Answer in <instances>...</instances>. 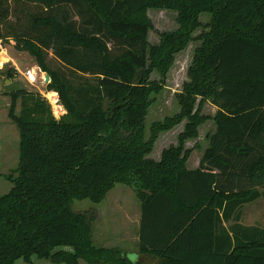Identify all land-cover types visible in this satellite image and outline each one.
Returning a JSON list of instances; mask_svg holds the SVG:
<instances>
[{
    "label": "trees",
    "instance_id": "1",
    "mask_svg": "<svg viewBox=\"0 0 264 264\" xmlns=\"http://www.w3.org/2000/svg\"><path fill=\"white\" fill-rule=\"evenodd\" d=\"M150 9L177 13V29L154 44ZM9 38L50 76L67 114L57 120L40 94L11 92L20 158L0 194V264H33V256L137 264L95 245L99 208L74 207L100 204L118 184L142 202V253L164 264H264V229L224 224L264 188V0H0V41ZM192 41L200 45L180 110L148 135L152 95ZM50 52L70 73L50 65ZM206 101L217 108L216 130L190 170L185 142L210 118L201 113ZM184 120L178 144L150 157L160 134Z\"/></svg>",
    "mask_w": 264,
    "mask_h": 264
},
{
    "label": "rangeland",
    "instance_id": "2",
    "mask_svg": "<svg viewBox=\"0 0 264 264\" xmlns=\"http://www.w3.org/2000/svg\"><path fill=\"white\" fill-rule=\"evenodd\" d=\"M34 10L37 8L34 7ZM39 10V8H38ZM148 15L154 24V30L149 33L150 43L159 42V33L168 32L177 29L178 24L176 21L177 13L171 10H148ZM210 19L208 14L201 16V21L206 24ZM203 31V28L198 29L194 35ZM15 42L9 38L6 41H0V194L6 193L10 190L12 184L8 181L9 175H15L16 169L19 165L20 158V130L16 123L10 117V109L13 104L11 92L6 91V85L16 83L21 86V89L29 92L38 93L43 99H45L52 111L54 118L60 120L67 114L66 109L60 102V98L57 92L49 90L45 75L37 64L36 59L28 52L19 51L15 48ZM200 45L198 41H192L182 52L177 54L175 63L171 67L166 85L159 93L152 95V105L149 109V114L146 121V130L149 135L150 126L157 121L164 120L167 116H173L180 110L177 94L182 91L183 84L189 80V68L193 62L195 49ZM5 57V58H4ZM50 65L62 69L67 74L70 73L68 69L63 66L50 52L49 55ZM12 72L14 78H9L8 74ZM152 79H160L158 72L152 74ZM50 95H55L56 98H52ZM54 100V101H53ZM57 100V102H56ZM21 110V100L16 102L15 111L19 114ZM217 108L210 102L206 101L201 109L203 115L210 118L199 127L198 136L189 139L185 142V148L192 149L190 165L195 162L203 153V151L209 146V135L215 132L216 123L214 117L216 115ZM187 120L182 121L179 125L173 129L160 134L158 140L155 143L154 151L149 155L154 159H158L162 151L169 148L171 145L178 144V138L180 133L183 132ZM261 196L250 202L244 204L240 208L238 219L234 216L231 221L225 222V226H230L235 222L246 226L258 227L264 229V188L257 189ZM130 195H129V194ZM129 196L135 200L138 204L136 193L124 184H118L110 193V196L106 199L105 203L115 206L112 198L114 195ZM113 200H115L113 198ZM137 200V201H136ZM105 203L96 204L89 199L76 200L74 207L80 208H99L103 207ZM114 211V210H113ZM113 211H109V215L104 216L106 221L112 222L113 217L116 219L121 217V214L116 213L113 216ZM103 216L100 210V219ZM129 258H134L136 255L129 254ZM33 264H57L50 260L40 259L37 256H33ZM15 264H29L23 258L18 259ZM80 264H88L82 260Z\"/></svg>",
    "mask_w": 264,
    "mask_h": 264
},
{
    "label": "crops",
    "instance_id": "3",
    "mask_svg": "<svg viewBox=\"0 0 264 264\" xmlns=\"http://www.w3.org/2000/svg\"><path fill=\"white\" fill-rule=\"evenodd\" d=\"M191 155L188 158L187 167L190 170H195L199 167L203 153L190 165ZM160 157L158 159L156 158V160H159ZM111 191L101 203H105L106 199L110 196ZM113 198L115 200H113ZM113 198L112 201L115 206L105 203L103 207H99L103 218L99 219L94 225L95 245L120 248L128 257H130L129 254H134L136 257L130 259L137 264H164V259L140 251L142 202L138 200L137 204L135 200L128 195L124 196L116 194ZM109 211H113V216H115L117 212L118 214H121V217L117 218V223L115 217H113L111 223L105 220L106 218H104V216L109 215Z\"/></svg>",
    "mask_w": 264,
    "mask_h": 264
},
{
    "label": "water",
    "instance_id": "4",
    "mask_svg": "<svg viewBox=\"0 0 264 264\" xmlns=\"http://www.w3.org/2000/svg\"><path fill=\"white\" fill-rule=\"evenodd\" d=\"M45 79L47 82H50L51 81V78L48 74L45 75ZM21 90V86L16 84V83H9L6 85V91L7 92H16V91H19Z\"/></svg>",
    "mask_w": 264,
    "mask_h": 264
},
{
    "label": "bare ground",
    "instance_id": "5",
    "mask_svg": "<svg viewBox=\"0 0 264 264\" xmlns=\"http://www.w3.org/2000/svg\"><path fill=\"white\" fill-rule=\"evenodd\" d=\"M4 58H5V57H4ZM50 96H51L53 99L56 98L55 95H50ZM54 100H55V99H54ZM54 100H53V101H54ZM56 102H57V100H56Z\"/></svg>",
    "mask_w": 264,
    "mask_h": 264
}]
</instances>
